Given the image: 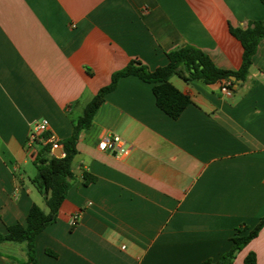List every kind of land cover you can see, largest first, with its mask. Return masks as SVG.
I'll return each mask as SVG.
<instances>
[{"label":"crops","instance_id":"crops-1","mask_svg":"<svg viewBox=\"0 0 264 264\" xmlns=\"http://www.w3.org/2000/svg\"><path fill=\"white\" fill-rule=\"evenodd\" d=\"M256 21L260 0H0V233L26 225L34 204L48 211L32 184L37 124L48 120L50 136L69 138L115 72L133 60L154 71L187 45L239 71L244 48L231 27ZM172 80L191 99L176 120L136 76L105 96L80 135L58 219L36 237L38 264H217L237 228L259 224L264 40L231 96L222 84ZM113 134L128 156L99 150ZM85 174L96 181L85 184ZM250 253L264 264V227L232 264ZM0 264H31L25 245L1 244Z\"/></svg>","mask_w":264,"mask_h":264},{"label":"trees","instance_id":"trees-1","mask_svg":"<svg viewBox=\"0 0 264 264\" xmlns=\"http://www.w3.org/2000/svg\"><path fill=\"white\" fill-rule=\"evenodd\" d=\"M260 2L264 5V0H260ZM231 33L242 43L244 48L243 63L239 71L218 68L206 53L191 45L169 52L167 54L169 63L154 71L149 70L140 61L133 60L125 68L115 72L111 77V83L102 88L86 105L82 116L74 121L72 135L59 141L63 147V157L55 156L52 144L48 142L51 137L49 133L39 135L34 145L33 165L37 174L32 179V184L43 196L48 211L45 212L34 204L27 216L26 225L15 224L7 228L6 234L0 233V245L3 243L25 245L28 262L38 264L36 237L57 221L60 208L66 200L69 190L76 182L72 164L78 154L77 146L80 135L91 127L105 96L117 87L122 78L136 76L142 81L152 84L157 106L175 120L180 118L191 104V99L172 84V78L178 77L186 84L192 81H201L208 85L230 83L231 91H233L236 81H245L258 46L264 40V21L252 22L246 29L231 27ZM95 181V177L85 174V184ZM263 227L264 217L253 229L237 228L232 239V249L221 256L217 264H232L237 254L259 235ZM245 264H256L254 253H250L246 257Z\"/></svg>","mask_w":264,"mask_h":264},{"label":"built area","instance_id":"built-area-1","mask_svg":"<svg viewBox=\"0 0 264 264\" xmlns=\"http://www.w3.org/2000/svg\"><path fill=\"white\" fill-rule=\"evenodd\" d=\"M223 92L227 95V96H231L232 95V91L230 89V83H226L223 86ZM48 129H49V122L48 120H43L41 121L39 124L36 125L35 131L30 135V138L28 140V148L34 150V145H35V140L36 138L41 135V134H45L48 133ZM48 142L52 144V149L55 152L56 150H62V156H64L63 153V147L60 145V142L58 140H56L54 137H50L48 139ZM98 148L100 151L102 152H110V153H114L116 155L119 156H128L130 153V148L128 146V144L126 143V141L124 139H122L120 136L118 135H106L102 138V140L100 141ZM76 218L72 221V225L75 226L76 225Z\"/></svg>","mask_w":264,"mask_h":264},{"label":"rangeland","instance_id":"rangeland-1","mask_svg":"<svg viewBox=\"0 0 264 264\" xmlns=\"http://www.w3.org/2000/svg\"><path fill=\"white\" fill-rule=\"evenodd\" d=\"M172 81L177 86H181V84L183 83L182 80H180V78H178V77H174ZM30 167L33 169V171L35 172V174H37V170H36L35 166L33 164H31Z\"/></svg>","mask_w":264,"mask_h":264},{"label":"water","instance_id":"water-1","mask_svg":"<svg viewBox=\"0 0 264 264\" xmlns=\"http://www.w3.org/2000/svg\"><path fill=\"white\" fill-rule=\"evenodd\" d=\"M233 79H235V78H233ZM54 154H55V156H57V157H61L62 156V150H56L55 152H54Z\"/></svg>","mask_w":264,"mask_h":264}]
</instances>
